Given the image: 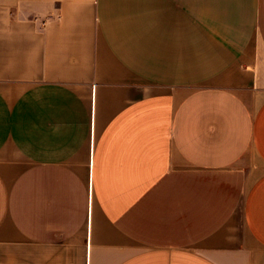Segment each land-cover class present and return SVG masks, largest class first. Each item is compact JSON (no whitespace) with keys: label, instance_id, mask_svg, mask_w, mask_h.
Masks as SVG:
<instances>
[{"label":"crops","instance_id":"crops-1","mask_svg":"<svg viewBox=\"0 0 264 264\" xmlns=\"http://www.w3.org/2000/svg\"><path fill=\"white\" fill-rule=\"evenodd\" d=\"M0 264H264V0H0Z\"/></svg>","mask_w":264,"mask_h":264}]
</instances>
